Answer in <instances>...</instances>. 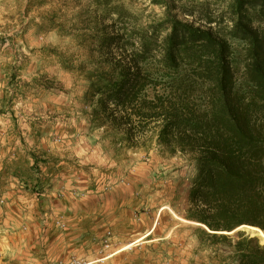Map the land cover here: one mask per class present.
<instances>
[{
    "label": "rangeland",
    "instance_id": "1",
    "mask_svg": "<svg viewBox=\"0 0 264 264\" xmlns=\"http://www.w3.org/2000/svg\"><path fill=\"white\" fill-rule=\"evenodd\" d=\"M114 2L142 24L159 13L150 0ZM87 3L0 0V166L26 182L37 164L42 181L38 191L0 183V264H220L229 249L185 219L191 157L167 153L153 131L132 147L110 121L90 122L97 99L86 96L78 16ZM63 199L79 200L80 215L56 211L53 200ZM236 232L264 245L246 228L223 234Z\"/></svg>",
    "mask_w": 264,
    "mask_h": 264
},
{
    "label": "trees",
    "instance_id": "2",
    "mask_svg": "<svg viewBox=\"0 0 264 264\" xmlns=\"http://www.w3.org/2000/svg\"><path fill=\"white\" fill-rule=\"evenodd\" d=\"M87 4L78 16L86 96L97 99L90 122L110 121L132 147L153 131L167 153L191 157L185 219L229 249L220 264H264L256 238L223 234L264 233V0H150L159 13L144 24L114 0ZM36 165L24 182L33 191Z\"/></svg>",
    "mask_w": 264,
    "mask_h": 264
},
{
    "label": "crops",
    "instance_id": "3",
    "mask_svg": "<svg viewBox=\"0 0 264 264\" xmlns=\"http://www.w3.org/2000/svg\"><path fill=\"white\" fill-rule=\"evenodd\" d=\"M50 170L51 168L45 169V172L47 174H41V175H45L46 179H48L49 177H52L53 174H49ZM17 173L18 171L16 169H13V170L7 169L1 165L0 166V183H3V181H5V182L12 183L13 184L12 186L19 185L20 187H22L24 184V179L19 178V175ZM29 185L30 183L27 184V186ZM53 201L55 202L54 209H56V211L58 212L69 211L70 213H73L74 216H79L81 213L82 204L79 200L69 199V200H66V202H64V199H63V200H53Z\"/></svg>",
    "mask_w": 264,
    "mask_h": 264
},
{
    "label": "bare ground",
    "instance_id": "4",
    "mask_svg": "<svg viewBox=\"0 0 264 264\" xmlns=\"http://www.w3.org/2000/svg\"><path fill=\"white\" fill-rule=\"evenodd\" d=\"M166 208V207H165ZM163 210V209H162ZM191 224H195V225H199V226H201V227H203L204 229H206L203 225H200V224H198V223H193V222H190ZM241 228H246V229H248V230H251L253 233H256L257 234V236H259L261 239H262V244H263V242H264V233L261 231V230H259L258 228H254V227H250V226H242V227H240V228H238V229H241ZM237 229V230H238ZM207 230V229H206ZM208 231V230H207ZM208 232H210V231H208ZM152 233V230L150 231V232H148L146 235H144L141 239H139L138 241H136V242H139V241H141V240H144L145 238H147L148 236H150V234ZM257 238V237H256ZM135 242V243H136ZM135 243H133V244H130V245H128V246H126L124 249H127V248H129V247H131L132 245H134ZM124 249H122V250H124ZM121 250V251H122Z\"/></svg>",
    "mask_w": 264,
    "mask_h": 264
},
{
    "label": "built area",
    "instance_id": "5",
    "mask_svg": "<svg viewBox=\"0 0 264 264\" xmlns=\"http://www.w3.org/2000/svg\"><path fill=\"white\" fill-rule=\"evenodd\" d=\"M59 223H57L58 225ZM62 228L64 227L63 224L60 225ZM108 237H106V239L104 240V248L107 249L109 248L112 244H110L109 242V236H110V233L107 234ZM75 263V262H74ZM73 262L71 264H74Z\"/></svg>",
    "mask_w": 264,
    "mask_h": 264
}]
</instances>
